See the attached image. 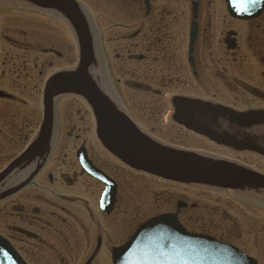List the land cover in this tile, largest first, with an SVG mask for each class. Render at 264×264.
<instances>
[{
    "label": "flooded vegetation",
    "instance_id": "af4514ba",
    "mask_svg": "<svg viewBox=\"0 0 264 264\" xmlns=\"http://www.w3.org/2000/svg\"><path fill=\"white\" fill-rule=\"evenodd\" d=\"M71 1L87 21L92 40L89 79L109 105L113 101L122 110L112 120L125 135L116 143L96 136L97 127L88 108L74 94H54L50 156L20 166L0 183V252L5 254V244L21 264H110L112 250L123 245L149 214L144 215L139 196L143 176L137 171L144 166L137 159L139 154L133 157L130 149L155 151L162 146L198 150L264 174V122L241 125L230 116H264V11L255 19L240 21L226 13L224 0H197L194 14L190 0H150L148 11L141 0H104L134 27L128 36L114 38L113 42H118L113 49L116 62L110 68L89 9L92 0L86 10L81 7L82 0ZM40 12L56 17L59 23L63 20L56 12ZM34 13L28 14L32 17ZM144 22L150 27L146 33L154 34V45L141 51V39L146 36ZM43 39L25 44V50L62 59L59 43L48 39L51 43L46 48ZM151 50L154 56L150 57ZM71 60L50 75L71 70L74 58ZM42 61L39 83L46 77L45 71L53 68V62ZM143 73L153 77H142ZM149 81L154 88L149 87ZM119 85L131 90L129 96L119 93ZM68 98L74 99V104L81 103L82 109L76 111L69 126L67 142L64 145L61 141L58 148L68 152L83 148L92 166L113 182L114 204L108 215L99 206L105 186L80 168L75 152L69 158L64 154L61 167L57 162L44 172L53 148L58 146L56 108ZM170 101L178 103L181 115L194 128L175 121L177 112L172 115ZM183 102H199L218 112L184 106ZM30 176L26 185L14 190ZM183 203V207L166 212L178 215L188 207Z\"/></svg>",
    "mask_w": 264,
    "mask_h": 264
},
{
    "label": "rangeland",
    "instance_id": "374dc122",
    "mask_svg": "<svg viewBox=\"0 0 264 264\" xmlns=\"http://www.w3.org/2000/svg\"><path fill=\"white\" fill-rule=\"evenodd\" d=\"M82 1V7L84 10H86L91 0ZM106 2L108 1L92 0V5L89 7V9L91 12H93V19L95 21L94 23L96 24L97 30L101 34V38L99 37V40L102 42L104 55H106L108 59V65L110 68H112L114 61L116 62V53L113 52V49L115 46H118V42H113L114 38L118 35L128 36L134 27L130 26L133 24V22L124 19L121 15H118L113 5H105L104 3ZM21 11L22 10L15 9V7H12V5H9V7L0 8V48L3 49L2 54L7 52L8 55H14L16 51H14L11 46L9 47V43L5 41L3 37L14 39L20 44L30 43L33 41L39 43L40 38L44 37L43 42L47 44L46 48L49 45L48 43H51L48 39H53L59 43L58 50L63 54L62 59H58L52 55H45L42 57L38 54H31L32 57L36 58L38 61L45 60L46 62H53V68L51 70L45 71V76L50 74V72L53 70L66 67V65L72 61L71 59L75 54L74 42L69 28H67L64 23L61 24L57 21V19L55 20L56 17H48V15H45L44 13H35L32 17H29L31 16L30 14ZM110 13H112L114 16L107 15ZM29 35H31L30 38L28 37ZM150 39L151 36L149 37V40ZM26 61H28V68H33V65H31L33 60L27 58ZM6 70L9 78L4 76V81L0 83V89L10 93L13 96L20 94L21 98H23L27 104V106H25V110L23 111L25 113H35L37 117L36 123H34L33 126H39L41 120V89L40 85H34L36 82L40 81L38 77L39 63L38 65L34 66V70L31 75H24V77L21 75L20 79H16V77L12 74V67L7 68ZM153 70L154 69H151L150 71ZM114 76L115 78L117 77L115 73ZM143 76L144 75H142V77ZM147 76H149V74H147ZM10 82L18 85L16 87H20V89H14L12 85L7 84ZM150 85L152 88L154 87L153 82H150ZM119 89L121 90L119 93H123L124 97L125 95L129 96L128 93L130 90L124 89V87L121 85H119L118 91ZM127 102L130 105V102ZM8 105L9 106L7 109L11 110L13 108L11 103ZM166 105V110H168V103H166ZM81 109L82 104L78 102L77 104H74V99L72 98L63 100L62 103L57 106L56 112L58 131L56 142L58 146L54 147L55 149L53 148L49 163L44 172L50 171L51 166L57 162H59L57 167H61V160H63L64 154H67V158L73 156V150L72 152H68V150H66L64 147H58L61 141H63L62 144L64 143V145L67 142L66 133L69 132L68 129L70 128L69 126L71 125V122L75 120L76 111H81ZM19 112L20 111L17 110L10 114L15 118L16 114ZM32 118L33 116L29 115L22 119L29 120L31 122ZM8 120L9 118H6L5 122H8ZM36 127L35 132H37ZM11 128L12 127L10 126V129ZM30 136L31 135H29V137ZM34 136L35 135L32 137ZM187 144L190 145L189 141ZM142 185L140 187L141 192L139 196L141 197L140 204L142 205L144 214L152 207V205H154L155 209V207H157L163 200L165 195L175 193V200H177L180 196H184L187 198L185 199L189 203L198 205L197 209L188 213L193 217V219H195L196 216L202 217L205 219L210 231L213 233H218L224 239L229 238L234 240L232 243L236 244L240 250L254 258H259L257 250L254 246V233L256 229L258 230L261 226H264V215L262 213L263 210L256 205L255 201L243 200V198L238 194H216L209 192H207V194H203L201 190L197 189L167 188L166 184L156 180H154L153 185H151V182H142ZM68 191L71 190L68 189ZM140 204L137 203L136 205L140 207ZM204 205L208 206V208L204 209ZM257 247L260 248V244L257 245Z\"/></svg>",
    "mask_w": 264,
    "mask_h": 264
},
{
    "label": "water",
    "instance_id": "95a60500",
    "mask_svg": "<svg viewBox=\"0 0 264 264\" xmlns=\"http://www.w3.org/2000/svg\"><path fill=\"white\" fill-rule=\"evenodd\" d=\"M37 4L43 6L42 0H33ZM235 0L228 1V9L230 13H239V14H248L249 12H258L264 7V0L261 4L255 1L252 4L246 3H236ZM49 7L59 8L67 13L72 20L74 28L78 37L80 38V43L82 46V60L81 66L79 67L80 74H73L71 76L61 75L48 84L45 93H44V121L42 128L39 134V137L34 142L33 146L29 148L24 154H22L14 163H12L3 173L0 174V181L8 175V173L15 167L20 165L23 161L31 160L34 154H42L47 147L48 136L50 133L51 119H52V90L54 86L64 82L67 86H63V90H74L82 94L91 105L95 112L96 119L99 122L104 120V117L107 115L103 110H109L107 103L101 95L96 92L94 88L90 86L89 80L86 76L81 73L84 71L85 64L89 58V43L86 38V32L84 27V22L78 11L74 6H68L65 0H50ZM69 9V10H68ZM1 96V94H0ZM189 106L194 104L189 103ZM196 105V104H195ZM139 157L137 159L142 160L143 166L154 172L155 174L167 176L175 180H183L185 182H194V183H209V184H248L255 185L259 187H264V178L253 175L248 172H242L234 170L232 168L216 166L212 163H207L201 160H198L189 155H180L170 151H159L152 152L142 151L138 152ZM5 196V195H3ZM172 218V217H171ZM173 219V218H172ZM171 220L168 218H158L156 221L149 224L145 229H151L154 227V232L158 234L164 229V227H169L170 229L178 230L175 225H172ZM159 237H155L154 240ZM136 241V240H135ZM135 245L134 242H132ZM164 246H170L168 243H165ZM167 253H162L158 255L161 259L166 261L167 264H179L181 260L179 257L174 255L172 252L166 251ZM159 253V252H158ZM169 254H172L169 256ZM151 257V256H150ZM157 253L154 251V258H148L142 261V264H156L159 263V258ZM241 261L247 264V261L244 258ZM116 263V261H115Z\"/></svg>",
    "mask_w": 264,
    "mask_h": 264
},
{
    "label": "bare ground",
    "instance_id": "6f19581e",
    "mask_svg": "<svg viewBox=\"0 0 264 264\" xmlns=\"http://www.w3.org/2000/svg\"><path fill=\"white\" fill-rule=\"evenodd\" d=\"M114 116L117 117V114L114 113ZM119 121H121V119H119ZM154 152V150L150 151V153Z\"/></svg>",
    "mask_w": 264,
    "mask_h": 264
},
{
    "label": "trees",
    "instance_id": "16d2710c",
    "mask_svg": "<svg viewBox=\"0 0 264 264\" xmlns=\"http://www.w3.org/2000/svg\"><path fill=\"white\" fill-rule=\"evenodd\" d=\"M5 126V125H4ZM2 142V138H1V135H0V143Z\"/></svg>",
    "mask_w": 264,
    "mask_h": 264
}]
</instances>
